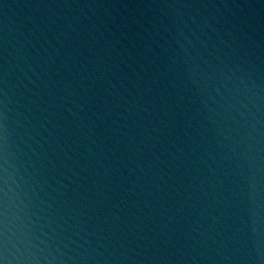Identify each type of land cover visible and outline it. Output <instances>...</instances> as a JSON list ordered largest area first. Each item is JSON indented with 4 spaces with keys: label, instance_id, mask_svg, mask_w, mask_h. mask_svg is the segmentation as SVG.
Here are the masks:
<instances>
[{
    "label": "water",
    "instance_id": "water-1",
    "mask_svg": "<svg viewBox=\"0 0 264 264\" xmlns=\"http://www.w3.org/2000/svg\"><path fill=\"white\" fill-rule=\"evenodd\" d=\"M4 123L40 264H264V0H0Z\"/></svg>",
    "mask_w": 264,
    "mask_h": 264
},
{
    "label": "clouds",
    "instance_id": "clouds-1",
    "mask_svg": "<svg viewBox=\"0 0 264 264\" xmlns=\"http://www.w3.org/2000/svg\"><path fill=\"white\" fill-rule=\"evenodd\" d=\"M193 43L191 37H186ZM181 46L185 47L181 42ZM6 101L7 92H4ZM5 109L7 104H4ZM6 120V116H5ZM0 138L3 140L2 155H0V264H40L33 250L37 237L34 234L31 215L20 217V223L15 222V216L10 210L9 194V159H8V128L2 125ZM47 259V257H45Z\"/></svg>",
    "mask_w": 264,
    "mask_h": 264
}]
</instances>
